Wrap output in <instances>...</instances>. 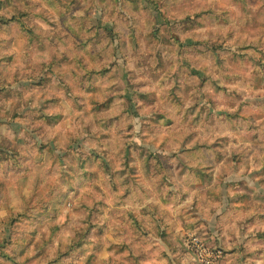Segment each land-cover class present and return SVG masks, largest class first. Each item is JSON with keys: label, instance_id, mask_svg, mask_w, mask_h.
Segmentation results:
<instances>
[{"label": "rangeland", "instance_id": "374dc122", "mask_svg": "<svg viewBox=\"0 0 264 264\" xmlns=\"http://www.w3.org/2000/svg\"><path fill=\"white\" fill-rule=\"evenodd\" d=\"M24 2L0 0V20L16 10H32ZM44 2L47 8L42 10L41 17H35V22L39 23L34 25L33 38L21 28L20 19L13 22L10 29L0 27V36L7 38L0 40V139L19 145L20 156L16 155V158L23 165V170H11L7 175L0 169V176L3 177L0 179V194L6 200L0 206V213L3 214L0 216V264H50L48 261L57 256L56 250H64L72 242L74 229L81 226V219L86 216L87 210L94 209L96 205L100 207V218L107 225L105 234L100 240L94 236L95 232L89 234L84 250L75 257L64 258L65 264H160L161 260L173 264L172 256L177 252H181L187 264H196L192 251L176 247L173 243L178 241L183 245L189 234L222 249L219 264H260L264 261V168L245 173L255 181L254 187H249L246 181L229 182L228 175L233 168L247 167L248 162L235 153L221 156L227 150L228 142L219 140L211 146L212 162L208 163V157H204L205 164L199 172V180L194 181L198 187L193 191L199 192L205 200L203 210L199 202L194 201L188 208L182 209L171 224L163 220L157 222L156 218L162 211L165 216L170 215L167 209L173 201L166 198L153 205L149 197L144 202L148 207L138 208L139 193L131 184L125 189L119 186L123 191L121 198L126 203L117 205L114 186L119 169L130 179L166 169L158 157L153 159L152 153L144 154L138 148L137 162L133 166L132 145H128L122 153L128 160L117 162L115 166L109 163L111 154L89 148L87 141L74 135L77 132L74 121L79 120L84 112L81 99L79 96L72 98L63 87L64 81L58 79V73H80L77 65H82L83 61L79 56L88 54L80 44L83 30L90 31L94 27L105 30L106 25L113 26L117 31L112 39L114 42L124 38L131 50L142 49L146 54L154 51L158 64L178 59L177 70L183 69V79L189 85L194 82L198 86H207L209 107L207 112L201 108L204 115L226 122V130L235 131L258 148L264 142V127L258 123L264 120V98L257 95L255 99H244L241 92L233 89L238 85L240 88H251L254 93L264 92V0H251V7L249 0H240L242 7L239 4L237 7L245 15L251 16L253 9L258 13L243 28L222 22L231 20L230 9L223 3L217 4L215 11L200 8L195 12L194 20L191 15L166 17L158 0ZM194 6L195 0L186 5ZM77 11L83 15L77 17ZM152 11L158 15L150 16ZM53 13L58 19L49 18ZM213 17L216 19L215 31L209 32L208 22ZM185 41L200 43L185 45ZM216 45L221 47L212 54L209 46ZM17 47L25 53L24 56L12 52ZM61 47L67 51L56 55ZM74 56L77 59L72 62ZM25 59L30 63H24V71H21L20 65ZM89 59L92 57L89 56ZM106 73L113 75L108 71ZM115 75L128 85L127 95L122 98L130 101L133 96L129 84L130 72L123 70ZM103 79L98 78L96 85H92L88 72L79 74L80 87L77 91L87 93L89 110L103 124H107L105 113L111 110L112 97L108 96L102 103L93 99L100 93ZM84 81H88L87 86H84ZM218 85L225 86L227 92L218 89ZM172 91L179 98L177 90L174 88ZM219 104L228 110L220 111L217 116L213 110ZM135 110V105L128 108L129 113ZM190 111H186L184 116L192 121ZM45 129L52 138L50 142ZM2 149L0 147V151ZM86 158L89 161L83 166ZM66 161L70 164L69 174L55 171L62 169ZM106 169L110 171L109 177ZM41 170L47 172L45 180L38 175ZM229 189L231 195H228ZM182 202L189 203L187 195ZM212 202L220 206L219 215ZM18 214L17 223L28 229L32 228V224L27 217L46 215L47 219L37 225L40 228L38 235L36 232L27 235L18 232L17 237L12 238L6 220ZM209 215L215 216L211 227L206 218ZM118 224H123L124 234L129 238L127 241L122 239L116 227ZM232 224L239 229L240 239L231 229ZM226 232L231 239L225 237ZM22 235H25L26 241L34 237L37 246L34 240L31 247L16 242ZM113 245L127 246L121 250ZM177 264L181 262L177 261Z\"/></svg>", "mask_w": 264, "mask_h": 264}, {"label": "clouds", "instance_id": "9594fccd", "mask_svg": "<svg viewBox=\"0 0 264 264\" xmlns=\"http://www.w3.org/2000/svg\"><path fill=\"white\" fill-rule=\"evenodd\" d=\"M161 11L166 17L173 15H191L195 20V12L200 8H208L213 11L216 10V5L223 3L225 7L230 9V21H222L224 23H231L233 26L243 28L245 23L257 16L255 9L252 10V15H245L237 7L240 0H195L194 7H186L191 4V0H158ZM40 4V8L35 5ZM32 10L39 12L47 8L44 0H31ZM249 7H251V0H249ZM174 9H182V11L175 12ZM75 10V8H74ZM223 9H221L222 11ZM51 12V10H48ZM233 13H235L233 15ZM77 17L83 13L77 11ZM150 16H156L158 13L152 11ZM50 19H58L53 13ZM125 19V17H122ZM39 23V21H37ZM208 31L214 32L213 27L216 24L215 17L210 18L208 22ZM42 27L47 29L46 25ZM52 31V29H47ZM113 33L106 34L103 29L96 39L88 48V54H81L79 59L83 64H78L80 68L79 74H85L89 69L95 68L91 76V84L96 85L97 79L104 77L101 80V91L93 99H97L102 103L108 96L112 97L111 110L105 113L107 124L99 117L93 115L88 108L90 103L87 93L78 92L80 87L78 82V75L73 72L58 73V79L63 80V87L71 95L72 98L79 96L84 112L80 114L79 120L74 121V126L77 132L74 134L81 140H85L89 144V148H96L103 150L105 154H111L112 160L110 163L116 165L117 162H123L124 156L122 153L128 145L133 147V166L137 162V148L142 150L144 154L152 153L153 159L159 158L164 165L166 171L152 172L148 176H140L135 179H130L129 184L138 190V199L140 203L136 207H148L147 203L143 201L147 198L150 203L158 205L163 199H171L173 201L167 212L170 215L165 216L162 211L156 218L159 222L163 220L166 224H171L173 218L181 214L182 209H186L194 202H199V207L203 210L205 208V200L201 198L199 192L193 191L198 187L194 181L199 180V172L205 164L204 157H208V163L212 162L214 145L219 140H227L228 148L221 156L235 153L241 156L242 160L248 162V166L241 165L238 169L235 167L228 175L229 182L246 181L249 187L255 186V181L250 180L245 173L252 171H259L264 168V142L259 144L258 148L253 147L251 143L246 141L242 135H237L235 131L226 130L221 119H213L212 116H205L204 112L208 111V99L210 95L207 92V86H198L194 82L189 85L188 81L183 79V69L177 70L179 60H165L162 64H158L157 55L153 51L145 53L142 49L131 50L127 47L124 38H120L116 42H112ZM4 36H0V40H6ZM67 49L61 47L57 50L56 55H62ZM13 53L18 56H24L25 53L19 48H13ZM89 56L92 59H89ZM77 57L72 58L75 62ZM24 63H30L27 59L20 65L21 71H24ZM115 64L112 68L110 65ZM135 65V67H133ZM102 68H107L109 73L101 72ZM127 70L130 72L129 84L133 90L132 99L124 100L122 97L127 95L128 85L122 83L121 78L115 73ZM165 70L167 76L165 77ZM175 74V80L173 75ZM228 74L226 70L225 75ZM161 77H165L161 79ZM84 86L88 85V81L83 82ZM179 93V98L173 94V89ZM242 93L244 99H255L257 95L264 98V92L254 93L251 88H240L238 85L233 89ZM66 97H62L64 99ZM135 105V112L129 113L128 108ZM204 109V112L201 111ZM188 110L189 115L193 117L189 121L184 113ZM223 104L217 105L214 109V114L218 116L220 111H227ZM199 116V120L196 117ZM258 123L264 127V120H259ZM229 127H231L229 125ZM107 129V131H105ZM251 135V134H248ZM63 145H61L62 147ZM247 150V151H246ZM39 167V165H35ZM156 165L153 164V168ZM64 174L70 173V164L68 161L62 169H57ZM218 172L219 169L217 168ZM41 180H45L47 176L46 170H41L38 173ZM0 179H3L0 176ZM259 179V177L257 178ZM78 187V185H77ZM169 193L171 196H169ZM69 197L71 193H68ZM187 195L189 203L182 202V198ZM228 195H231V189L228 190ZM226 200V198H225ZM6 203L3 194H0V206ZM212 207L216 209V214L219 215L221 209L219 205L212 202ZM151 211V208H149ZM3 214L0 213V216ZM209 227L215 222V216L209 215L206 217ZM119 220V217H117ZM187 219V217H185ZM191 222V221H190ZM117 229L120 231L121 237L128 240V236L124 234L123 224H118ZM237 239H240L239 229L235 224L231 225ZM182 236L183 234L180 233ZM227 239H231L227 232L225 233ZM176 247L181 249L187 248L188 243L185 242L180 245L178 241L173 242ZM175 251V247H174ZM172 255L171 253L169 254ZM191 255V254H190ZM210 255V254H209ZM200 264H204L203 257H197ZM173 264L180 261L181 264H187L181 255L177 252L172 256ZM160 264H168L167 261L161 260ZM264 264V261H260Z\"/></svg>", "mask_w": 264, "mask_h": 264}, {"label": "trees", "instance_id": "16d2710c", "mask_svg": "<svg viewBox=\"0 0 264 264\" xmlns=\"http://www.w3.org/2000/svg\"><path fill=\"white\" fill-rule=\"evenodd\" d=\"M21 2H24L25 0H19ZM24 4L29 5L30 8L32 9V5H31V1H26L24 2ZM36 8H39V4L35 5ZM43 15V11H33V10H16L15 12L10 13L9 15L3 17L0 20V27H5L6 29H10L11 25L13 24V22L18 21V19L21 20V28L27 33V34H31L30 37L33 38L35 32H34V25L37 24L35 22V17H41ZM190 21H188L189 23ZM102 28L101 27H94L92 30L87 31V30H83V32L80 34V44L83 45L84 49L88 51L89 46L92 44V41L94 39H96V37L99 36L100 34V30ZM104 30V29H103ZM114 30V34L113 37H115L117 31L115 30V28L113 26H109L106 25L105 26V33L109 34V33H113ZM117 40L115 39V42ZM112 42H114L112 40ZM199 41H193V42H187L185 41L183 44L185 45H192V44H199ZM221 46H209V49L211 50L212 54H215L216 51L218 49H220ZM1 50V47H0ZM111 67V65H110ZM95 71V69H89L87 72L89 73L90 76L93 75V72ZM108 71L107 68H102L101 72L106 73ZM218 89H221L222 92H227V88L225 86H220L218 85L217 87ZM45 134L48 137V141L50 142V140L52 139L50 137V135L48 134V129H45ZM0 147L3 148L0 151V169L2 168L3 171L5 172V175L8 174L9 171L11 170H23V165L22 163L16 158L17 156H20V147L18 144L13 143L11 141H7L5 139H0ZM124 159L127 161L128 158L124 156ZM112 160V158L109 160ZM88 159H84V161L82 162L83 166L86 165L88 163ZM111 166H115L112 163H110ZM86 171V170H85ZM106 175L109 177V173L110 171L108 169L105 170ZM129 180L130 178L126 175L125 173L119 169L118 170V180L115 182V192H116V201L115 203L117 205H121L123 206L126 201L123 200L121 198V196L123 195V191H120L119 186L121 185V187L123 189L127 188L128 184H129ZM140 201V200H138ZM145 202V200L143 201ZM99 206L96 205L94 209H88L87 210V214L86 216L81 219V226H78L74 229V238L72 240V242L67 245L66 249H57L56 250V257L53 259H50L48 262L50 264H65L64 262V258H69V257H75L77 256L79 253H81L84 250V245L86 244V242L89 241L88 235L89 234H93L95 232L96 238H98L99 240L103 237V235L105 234L104 232L107 229V225H105V222L102 220V218H100L99 213ZM144 208V207H141ZM17 218H20L19 214L15 215L9 219H7V224L10 225V230H11V237H17L16 234L18 232H21L25 235H27L29 232H36V235H38L40 233V228H37V225L40 223H44L45 220L47 219L46 215H36L35 218H31V217H27L31 224H32V228L28 229L27 226L24 225H20L17 223ZM160 231V229H158ZM88 231V232H86ZM168 234V233H166ZM6 233L3 232V236L6 237ZM25 235H22L21 238H17V240H15L16 242H21L22 244H26L28 247H31L32 245H30L32 243V241L34 240V244L37 246V243L35 241V238L32 237L30 241H26V237ZM20 236V235H18ZM93 236V235H92ZM95 238V240H96ZM48 239V237H47ZM91 241H92V237H91ZM97 241V240H96ZM127 245H113V247L116 248H120L121 250H124L126 248ZM129 249H131V247H129ZM2 250V249H0ZM48 264V263H47ZM140 264V263H138Z\"/></svg>", "mask_w": 264, "mask_h": 264}, {"label": "built area", "instance_id": "2783aa9c", "mask_svg": "<svg viewBox=\"0 0 264 264\" xmlns=\"http://www.w3.org/2000/svg\"><path fill=\"white\" fill-rule=\"evenodd\" d=\"M185 240L188 243L186 249L192 251L193 258L203 257L204 264H219L223 254L222 249L207 244L203 239L193 234H189ZM194 260L196 264H200L198 259Z\"/></svg>", "mask_w": 264, "mask_h": 264}]
</instances>
